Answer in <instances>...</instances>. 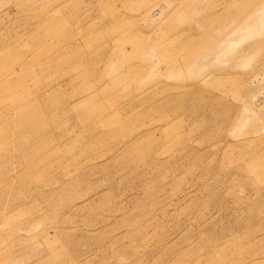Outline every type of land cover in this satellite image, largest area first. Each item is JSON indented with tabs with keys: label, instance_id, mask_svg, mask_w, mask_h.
Returning <instances> with one entry per match:
<instances>
[{
	"label": "rangeland",
	"instance_id": "rangeland-1",
	"mask_svg": "<svg viewBox=\"0 0 264 264\" xmlns=\"http://www.w3.org/2000/svg\"><path fill=\"white\" fill-rule=\"evenodd\" d=\"M0 264H264V0H0Z\"/></svg>",
	"mask_w": 264,
	"mask_h": 264
}]
</instances>
